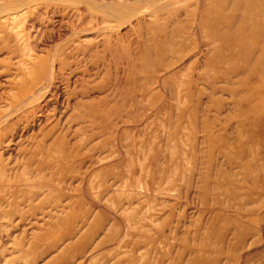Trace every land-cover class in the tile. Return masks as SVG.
Here are the masks:
<instances>
[{"label": "rangeland", "instance_id": "1", "mask_svg": "<svg viewBox=\"0 0 264 264\" xmlns=\"http://www.w3.org/2000/svg\"><path fill=\"white\" fill-rule=\"evenodd\" d=\"M263 19L0 0V264H264Z\"/></svg>", "mask_w": 264, "mask_h": 264}, {"label": "bare ground", "instance_id": "2", "mask_svg": "<svg viewBox=\"0 0 264 264\" xmlns=\"http://www.w3.org/2000/svg\"><path fill=\"white\" fill-rule=\"evenodd\" d=\"M259 4H260V3H259ZM260 5H261V4H260ZM262 7H263V6L261 5V7H260L261 10L263 9ZM261 10H260V12H261ZM13 11H15V10H12V12H13ZM5 12H6V11H5ZM12 12H11V14H12ZM16 12H17V11H16ZM260 12H259V13H260ZM6 14H7V13H6ZM8 14H9V13H8ZM11 14H10V15H11ZM12 15H13V14H12ZM12 15H11V16H12ZM263 20H264V19H263ZM256 24H257V26H259L258 22H257ZM247 26H248V25H247ZM260 30H261V29H260ZM263 37H264V36H263ZM235 38H236V37H235ZM260 38H261V37H260ZM238 39H239V38H238ZM239 41H241V40H239ZM262 43H263V42H262ZM49 78H50V77H49ZM47 83H48V81H47ZM41 88H42V87H41ZM41 88H40V91L37 89V90H38L37 93H38V92H40V93L43 92V91L41 92V90H42ZM46 89H47V88H46ZM35 95H36V94H34L33 97H35ZM33 97H32V99H33ZM30 98H31V96L27 99V101L31 102L32 99H30ZM29 102H28V103H29ZM26 104H27V103H26ZM21 105H24V104H21ZM27 107H28V105H27ZM16 110H19V108L17 109V107H16ZM20 111H21V109H20ZM16 112H17V111H16Z\"/></svg>", "mask_w": 264, "mask_h": 264}]
</instances>
